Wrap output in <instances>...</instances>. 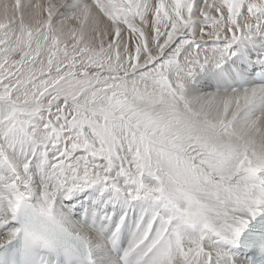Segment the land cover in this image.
I'll return each instance as SVG.
<instances>
[{
  "label": "snow or ice",
  "instance_id": "1",
  "mask_svg": "<svg viewBox=\"0 0 264 264\" xmlns=\"http://www.w3.org/2000/svg\"><path fill=\"white\" fill-rule=\"evenodd\" d=\"M0 264H264V0H0Z\"/></svg>",
  "mask_w": 264,
  "mask_h": 264
},
{
  "label": "bare ground",
  "instance_id": "2",
  "mask_svg": "<svg viewBox=\"0 0 264 264\" xmlns=\"http://www.w3.org/2000/svg\"><path fill=\"white\" fill-rule=\"evenodd\" d=\"M23 1V3L25 2V0H22ZM33 2H35V0H33Z\"/></svg>",
  "mask_w": 264,
  "mask_h": 264
},
{
  "label": "rangeland",
  "instance_id": "3",
  "mask_svg": "<svg viewBox=\"0 0 264 264\" xmlns=\"http://www.w3.org/2000/svg\"><path fill=\"white\" fill-rule=\"evenodd\" d=\"M21 2L23 3V1L21 0Z\"/></svg>",
  "mask_w": 264,
  "mask_h": 264
}]
</instances>
